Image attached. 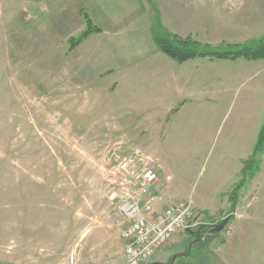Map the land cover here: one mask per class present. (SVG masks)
I'll use <instances>...</instances> for the list:
<instances>
[{
  "label": "rangeland",
  "instance_id": "rangeland-1",
  "mask_svg": "<svg viewBox=\"0 0 264 264\" xmlns=\"http://www.w3.org/2000/svg\"><path fill=\"white\" fill-rule=\"evenodd\" d=\"M147 3L176 35L203 49L264 44V0ZM50 4L0 0V264H122L114 257L124 250L118 208L126 173L141 174L146 163L179 199L165 208L189 202L200 223L232 217L218 235L208 224L196 229L191 250L197 234H184L183 244L172 240L161 252L170 256L165 264L175 256L189 263L195 248L213 251L223 264H264V151L255 152L264 60L180 64L160 54L175 79L145 78L140 96L149 109L169 101L175 108L135 129L145 103L132 96L126 110L136 114L123 115L117 87L103 74L120 51L107 59L104 42L87 41L97 33L72 49L87 27L84 17H49L56 12Z\"/></svg>",
  "mask_w": 264,
  "mask_h": 264
},
{
  "label": "crops",
  "instance_id": "crops-1",
  "mask_svg": "<svg viewBox=\"0 0 264 264\" xmlns=\"http://www.w3.org/2000/svg\"><path fill=\"white\" fill-rule=\"evenodd\" d=\"M49 1L51 3L50 5L55 6L56 9V12L49 15V17L70 19L72 17H82L80 13L85 12L91 19H93L95 25L102 30L100 33L88 38L87 41L100 40V42H104L103 47L106 48L104 52L107 59L110 58L112 50L120 51L119 55L113 53L111 56V58L114 59V61L112 60V63H114L116 67L108 68L103 74L106 75V80L114 83L115 87H117L115 98L119 100L120 111L123 115L136 114L126 110V106L132 103L130 100L132 96L136 101H139V103L140 101L145 103L143 107L144 109L138 113L139 119L138 116L135 119V129L145 127V124L148 122L151 124L156 123L158 116L157 118L153 117L154 114L159 115L160 113H163L168 116L173 113L175 104L168 99V105H164L162 110L158 109V106L154 107L156 109L153 107L149 109V106L147 105L148 99L146 102L143 96H140V90L145 88L142 83L145 78L153 79L158 73H163L166 75V78L175 79L174 76L170 77L169 74V69L171 68L169 65V59L161 57L160 54L162 53L158 49L154 39L160 26L170 33L176 34L175 30H171L165 24L164 14L160 9L158 10L156 8L151 10L149 8L151 5L147 3L148 0ZM184 18L187 19L185 15ZM83 43L80 44L79 48L83 46ZM171 91L172 89L169 90V94ZM165 96L167 97L168 94H165ZM113 104H115V101ZM136 108H138V111L141 110L139 104ZM167 187V184L158 181L157 185L153 188L154 206L159 211L164 209L170 203L179 200L172 196V193ZM188 234L189 233H187V235ZM185 236L186 235L184 234H180L175 237L174 244H183ZM192 243L190 244L191 248L196 246L195 244L192 245ZM178 247L179 245L173 249H177ZM110 250L111 249H109V251ZM192 250L196 253L194 256H190L189 263L187 264H223V262L218 260L216 255H213V251L208 253L207 250L202 249L197 250L195 248ZM108 254L109 253L107 252V254L100 256L98 253V257L105 259ZM164 254H158L154 263L165 264V259L170 256L166 255L167 257L165 258L163 256ZM118 256H120L122 264H126L124 250L122 251V254L120 252V255L117 254L114 258H117ZM173 256H175V253L172 257ZM187 257H189V255L184 256V258ZM178 258L179 257L175 256L173 262L170 264H179V262L176 261Z\"/></svg>",
  "mask_w": 264,
  "mask_h": 264
},
{
  "label": "built area",
  "instance_id": "built-area-1",
  "mask_svg": "<svg viewBox=\"0 0 264 264\" xmlns=\"http://www.w3.org/2000/svg\"><path fill=\"white\" fill-rule=\"evenodd\" d=\"M125 182L118 210L123 221L121 240L126 264H150L176 235L205 225L190 203L178 202L162 211L154 208L148 199L157 182L153 169L144 168L137 175L134 171L126 173Z\"/></svg>",
  "mask_w": 264,
  "mask_h": 264
},
{
  "label": "trees",
  "instance_id": "trees-1",
  "mask_svg": "<svg viewBox=\"0 0 264 264\" xmlns=\"http://www.w3.org/2000/svg\"><path fill=\"white\" fill-rule=\"evenodd\" d=\"M81 16L84 17L86 22V29L84 32L81 33L79 39L72 40V49L77 47L83 40L89 37L91 34L100 33L101 30L93 25L90 17L86 13H81ZM100 30V31H99ZM155 43L160 50L161 53L168 56L170 59L183 64L195 59H218V60H231L235 61L238 59H245L248 61H255V60H264V44L258 45L254 48H236L234 47L233 50L230 49L229 51L223 52H216L210 50L208 47L203 49V45L194 41L191 37L182 38L174 33H170L169 31L165 30L162 26L157 31L154 36ZM264 151V124L262 129L258 135L257 143L255 146V152L260 153ZM252 166L254 162L250 163ZM251 166L249 165L248 168ZM248 169L247 167L243 170V178H248ZM237 194L233 195L231 202H232V211L236 209L237 206Z\"/></svg>",
  "mask_w": 264,
  "mask_h": 264
},
{
  "label": "water",
  "instance_id": "water-1",
  "mask_svg": "<svg viewBox=\"0 0 264 264\" xmlns=\"http://www.w3.org/2000/svg\"><path fill=\"white\" fill-rule=\"evenodd\" d=\"M230 219H231V218H227V219L223 220L220 224L216 225V226L212 229L211 234H212V235H217V234L221 233L222 230H223V228H224L225 225L229 222ZM197 238H198V239H197V241L195 242L196 244L198 243V240H199V238H200V232L197 233ZM189 248H191V246H190ZM154 264H155V263H154Z\"/></svg>",
  "mask_w": 264,
  "mask_h": 264
},
{
  "label": "bare ground",
  "instance_id": "bare-ground-1",
  "mask_svg": "<svg viewBox=\"0 0 264 264\" xmlns=\"http://www.w3.org/2000/svg\"><path fill=\"white\" fill-rule=\"evenodd\" d=\"M161 25V24H160ZM102 30V29H101ZM100 31V30H99ZM242 44V43H241ZM205 49V48H204ZM186 64V63H185Z\"/></svg>",
  "mask_w": 264,
  "mask_h": 264
}]
</instances>
